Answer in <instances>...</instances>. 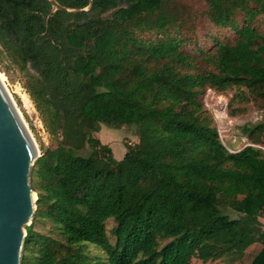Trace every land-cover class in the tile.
<instances>
[{
  "label": "trees",
  "instance_id": "trees-1",
  "mask_svg": "<svg viewBox=\"0 0 264 264\" xmlns=\"http://www.w3.org/2000/svg\"><path fill=\"white\" fill-rule=\"evenodd\" d=\"M204 1L199 15L179 0H93L46 22L47 0H0V60L25 74L55 143L30 172L21 264H264V122L229 151L203 102L233 89L230 116L264 109V0ZM199 16L231 35L200 46ZM101 124L134 125L138 142L116 159L93 136Z\"/></svg>",
  "mask_w": 264,
  "mask_h": 264
},
{
  "label": "rangeland",
  "instance_id": "rangeland-1",
  "mask_svg": "<svg viewBox=\"0 0 264 264\" xmlns=\"http://www.w3.org/2000/svg\"><path fill=\"white\" fill-rule=\"evenodd\" d=\"M192 7L199 13L206 8L204 0H179ZM240 21L242 17L239 16ZM197 27L194 33V39H197L200 46L210 43L211 34H218L221 37L231 35L228 30L218 29L208 23L203 16H199L197 20ZM257 24L260 30L264 32V20H258ZM0 77L4 82L7 90L9 91L12 99L21 112L26 125L30 130L32 137L35 139L36 144L41 154L42 149L46 147H53L55 145L53 139L46 131L34 104L27 94L26 76L21 72L18 67L12 64L8 57H2L0 60ZM233 89L224 92H216L212 89H207L203 96L205 108L211 114L219 132V137L222 143L229 151H236L248 145L249 142L241 132L242 125L246 123H256L259 121L264 122V109H259L252 103L239 104L238 106L245 107V112L236 116H230L227 109V104L233 94ZM233 107H236L233 106ZM93 136L97 137L102 143L111 147L113 156L116 159H121L126 152V145H134L138 142L137 127L134 125H124L121 128L110 127L106 124H101L100 130L94 132ZM235 213H232L231 216ZM260 219L264 220V217ZM113 226L112 220L107 221V230L110 232ZM264 226V224H263ZM50 228L48 222L38 223L35 229L41 232H46ZM261 245L254 244L246 251V260L252 259L254 255L260 250ZM90 252L94 255L102 253L94 246H88ZM191 264H199L193 260ZM210 264H226L224 262H214Z\"/></svg>",
  "mask_w": 264,
  "mask_h": 264
},
{
  "label": "water",
  "instance_id": "water-1",
  "mask_svg": "<svg viewBox=\"0 0 264 264\" xmlns=\"http://www.w3.org/2000/svg\"><path fill=\"white\" fill-rule=\"evenodd\" d=\"M50 10L45 21L57 11L88 12L85 7H70L47 0ZM40 156L22 115L0 80V264H21L26 226L36 211L37 194L30 184V172Z\"/></svg>",
  "mask_w": 264,
  "mask_h": 264
},
{
  "label": "bare ground",
  "instance_id": "bare-ground-1",
  "mask_svg": "<svg viewBox=\"0 0 264 264\" xmlns=\"http://www.w3.org/2000/svg\"><path fill=\"white\" fill-rule=\"evenodd\" d=\"M0 80L2 81V79H1V77H0ZM3 82V81H2ZM3 84H4V82H3ZM4 86H5V84H4ZM6 87V86H5ZM7 89V88H6ZM9 92V91H8ZM17 106V105H16ZM18 108V107H17ZM19 110V109H18ZM20 112V111H19ZM20 114H21V112H20ZM22 115V114H21ZM23 117V116H22ZM25 121V120H24ZM26 122V121H25ZM35 140V139H34ZM36 142V141H35Z\"/></svg>",
  "mask_w": 264,
  "mask_h": 264
},
{
  "label": "crops",
  "instance_id": "crops-1",
  "mask_svg": "<svg viewBox=\"0 0 264 264\" xmlns=\"http://www.w3.org/2000/svg\"><path fill=\"white\" fill-rule=\"evenodd\" d=\"M261 220V222L264 224V220H262V219H260Z\"/></svg>",
  "mask_w": 264,
  "mask_h": 264
}]
</instances>
